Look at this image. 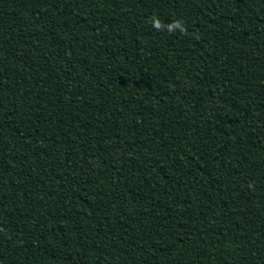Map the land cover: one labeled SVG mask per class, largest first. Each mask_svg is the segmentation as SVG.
Listing matches in <instances>:
<instances>
[{
	"label": "trees",
	"instance_id": "1",
	"mask_svg": "<svg viewBox=\"0 0 264 264\" xmlns=\"http://www.w3.org/2000/svg\"><path fill=\"white\" fill-rule=\"evenodd\" d=\"M0 264H264V0H0Z\"/></svg>",
	"mask_w": 264,
	"mask_h": 264
}]
</instances>
